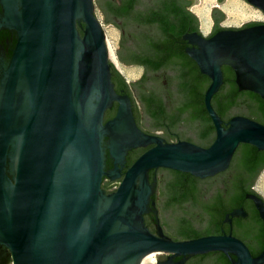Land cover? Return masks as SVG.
Here are the masks:
<instances>
[{"label":"water","instance_id":"1","mask_svg":"<svg viewBox=\"0 0 264 264\" xmlns=\"http://www.w3.org/2000/svg\"><path fill=\"white\" fill-rule=\"evenodd\" d=\"M245 1L264 13V0ZM95 3L102 22L120 30L117 57L129 58L146 27L119 9L121 0ZM249 22L259 24L222 29L205 38L199 22V33L184 35L194 45L186 53L211 80L206 91L202 84L197 93L204 95L215 130L208 135L206 121L199 120L195 134H186L209 144L202 147L189 141L168 143L136 125L129 96L118 93L111 79L93 0H0V30L15 38L9 59L0 61V264H138L154 250L175 251L167 254L168 264H182L172 261L175 256L207 252H221L231 264H264V248L252 256L231 234L174 240L159 223L152 233L144 222L153 191L150 170L167 168L203 179L225 171L240 144L233 166L247 144L264 150V124L255 120L262 114L251 96H240L226 127L211 104L222 84V65H227L228 76L233 69L239 89L264 100V21ZM135 82L130 87L137 97ZM178 90L175 81L169 91L176 95ZM114 102L115 115L104 121ZM176 121L183 126L188 118ZM142 123L156 129L147 117ZM148 145L153 146L122 175L128 151ZM107 157L112 169H106ZM246 197L264 222V198ZM238 215H245L243 209L226 218ZM194 224L203 228L200 218ZM172 228L179 233L180 225Z\"/></svg>","mask_w":264,"mask_h":264},{"label":"flooded vegetation","instance_id":"2","mask_svg":"<svg viewBox=\"0 0 264 264\" xmlns=\"http://www.w3.org/2000/svg\"><path fill=\"white\" fill-rule=\"evenodd\" d=\"M166 1L168 4H165ZM216 1L220 3L222 0ZM196 4L197 0H137V3L129 13L137 18V25L146 27V32L140 36L143 40L138 45L139 48L131 51L129 58L118 56V61L124 66L141 68L139 79L143 77V83L133 84L137 97L129 85L128 91L122 93L129 96L133 117L136 125L142 131L158 136L168 143L189 141L202 147H207L209 144H203L192 136L186 135L188 133L195 134L199 120L206 121L205 127L208 135L215 130V128H212L213 122L211 120L205 116L199 118L197 115L200 108L197 101L199 97L197 89L204 84L206 91L211 80L208 77L201 80L198 78V74L193 71L194 63L187 59L189 55L186 53V49L194 47V45L189 43L184 38V35L193 32L199 33V18L193 11V7L197 6ZM165 5H169L171 8H161ZM213 8L210 13V28L205 33V38L222 29L236 30L259 24V22H249L240 26L224 25L222 23L224 17L218 11V6L215 5ZM163 24L167 26L166 31L162 29ZM14 43V35L7 29H1L0 61H5L3 56L7 57L6 60L9 59ZM157 47H170L179 52L180 55L175 56L168 64L160 65L158 61L164 54L157 50ZM183 52L185 55H183ZM225 67L227 65H222L221 67L223 78L222 84L216 91L217 95L251 96L257 94L251 90L239 89L235 83L233 69L230 67L233 74L228 76L224 71ZM162 77L166 80V85H162L161 80L158 81ZM170 77H172V82L169 80ZM174 80L180 88L176 95L171 94L169 91L173 82L175 86ZM134 107L136 110H134ZM179 116L187 117L188 122L183 126L178 125L176 120ZM144 117H147L156 129L143 127L142 121ZM227 117L221 118L224 127H226V123L232 116ZM152 146L148 145L129 150L126 155L125 165L121 169V174L123 175L124 171L140 154ZM239 147L240 145L225 171L203 179L198 177L190 179L186 173L167 168L150 170L149 181L153 185V191L150 195L149 210L144 214V222L148 229L152 233H156V225L159 223L166 236L174 240H183L185 238H181L183 235L180 230H178L179 233H173L172 224L176 227L177 224L179 225L180 219L187 218L194 224V220L200 218L201 223H203V228L198 229L202 233L201 236L231 234L246 244L252 256L258 255L264 248V222L258 217L259 215H255V211H257L255 205L250 198L246 197V193L261 196L255 189V182L264 167L256 174L258 165L252 170L247 169L243 165L244 156L237 166H233L232 162ZM112 168L113 161L110 157H107L106 169ZM221 174L224 177L221 180H217L218 175L220 176ZM241 193L245 194V198L241 196ZM233 201H236L234 205ZM217 205L223 208L230 207L229 210L224 212L221 220H219L220 215L218 213H213V210L212 212L209 211ZM164 208L170 212V219L165 217ZM240 208L243 209L245 215L229 216L230 221H228L226 214ZM169 228H172V232H170ZM175 230L177 231L176 228ZM162 255L160 262L168 264L170 255ZM223 256L224 254L221 252H207L185 257L175 256L172 261L177 263L181 261L182 264H226Z\"/></svg>","mask_w":264,"mask_h":264},{"label":"trees","instance_id":"3","mask_svg":"<svg viewBox=\"0 0 264 264\" xmlns=\"http://www.w3.org/2000/svg\"><path fill=\"white\" fill-rule=\"evenodd\" d=\"M136 3H137V0H123L119 6V9L121 11L129 13L132 11V8ZM165 4H168V2L166 1ZM161 8L169 9L171 7L169 5H165V6H162ZM162 29L166 31L167 26L163 24ZM79 31L82 33V28H79ZM157 50L163 52L164 54V56L158 61L160 65H165L166 63L168 64L175 56L180 55L179 52H176L170 47L168 48L167 47H164V48L157 47ZM183 55H185L184 52H183ZM187 59L194 63L193 71H195L198 74V78L200 80L204 78L207 79L208 76L200 72L196 62L189 56ZM110 65H111L110 70L112 74L111 78L114 83L115 90L118 93L127 92L129 84L125 81V78L118 72L115 66L112 63H110ZM141 83H143V77L140 78L137 82H135L134 85L141 84ZM251 98L256 103V107L258 111L262 114V118L261 119H255L253 117H249V118L255 119L256 121L264 124V100L258 94L251 95ZM239 99H240V96H236V95L220 96L215 93L211 99V104L214 110L216 111V113L220 116V118L224 119L225 117L229 115L230 111L238 104ZM197 101L200 106L199 111L197 113L198 117L202 118V116H205L207 119L211 120L205 108V105H204V95L199 96ZM116 110H117V103L115 102L112 105V107L107 109V111L105 112L104 121L112 118L115 115ZM212 128L214 129V125ZM247 145H248V148L244 153L243 165L246 166V168L250 170H252L255 166L258 165V168L256 171V174H257L258 171H260V169L264 167V150H258L255 146L250 145V144H247ZM186 174L188 175V177H190V179H195V176H192L189 173H186ZM241 196L245 198L244 193H241ZM235 202L236 201H233V205ZM229 208H226V207L223 208L217 205L216 207L210 209L209 211L212 212L213 210V213H218L220 215L219 220H221L224 216V212L229 210ZM255 215L256 216L259 215L257 211H255ZM188 219L189 218L179 220L180 231L183 235L182 238L190 239V238L201 236L202 233H200L198 229L194 227V224H192L191 220H188ZM263 236H264V226H263ZM223 257H224L226 264H231L225 255Z\"/></svg>","mask_w":264,"mask_h":264},{"label":"bare ground","instance_id":"4","mask_svg":"<svg viewBox=\"0 0 264 264\" xmlns=\"http://www.w3.org/2000/svg\"><path fill=\"white\" fill-rule=\"evenodd\" d=\"M212 3H213L212 0H201L200 5L193 7V11L197 15V17L199 18L200 28L204 34L207 33L209 28H210V22H209V18H208V14H207V8ZM251 6H247L241 0H225L224 4L221 6V8L228 17V20L226 21V23L231 24V25H236L242 19H244L246 17L248 18V16L251 18L253 16L259 17L262 15L260 12V11H262L261 9L254 7V6H253L254 7L253 8ZM105 42H106V39H105ZM107 51H108V48H107ZM108 56H109V53H108ZM114 62L116 64V66L120 69L122 74H124V76L127 79L132 78V75L135 72V70L131 69L130 67H125V66L120 65L118 63V61L114 60ZM168 253H175V251H170V250L150 251L141 257L138 264H157L156 263L157 259L162 254H168Z\"/></svg>","mask_w":264,"mask_h":264},{"label":"rangeland","instance_id":"5","mask_svg":"<svg viewBox=\"0 0 264 264\" xmlns=\"http://www.w3.org/2000/svg\"><path fill=\"white\" fill-rule=\"evenodd\" d=\"M213 3L207 8V14H208V18L210 16V13H211V10H212V7L217 5L218 8L225 14V12L222 10L221 6L224 4L225 0L222 1L221 3H218L216 0H212ZM244 4H246L247 6H251L248 2H246L245 0H241ZM201 3V0H197V4L196 5H200ZM93 4H94V13L98 19V21L100 22L101 26H102V29L104 31V34H105V39H106V45H107V48H108V53H109V58H110V62L114 65L115 61H118V57H117V54H116V48H117V45L119 43V39H120V30L119 28H117L115 25H113L112 23H107V24H104L102 22V19H103V13L102 11L100 10V8L97 6V4L95 3V0H93ZM253 7V6H251ZM254 8V7H253ZM261 12V16L259 17H256V16H253V17H249L248 18H244L242 19L238 24L236 25H231V24H227L226 21L228 20V17L226 15V17L224 18L223 20V24L224 25H231V26H240L241 24L243 23H246V22H249V21H264V14L262 11ZM231 19V18H230ZM200 22V21H199ZM209 22H210V18H209ZM114 62V63H113ZM118 63L120 64V62L118 61ZM116 65V64H115ZM122 66H124L123 64H120ZM125 67H130L131 69L135 70V72L133 73L132 75V78L130 79H127L124 74H122V76H124V78L126 79V81L128 82L129 86H130V83L132 81H136L139 79V76L141 74V68L137 67V66H125ZM118 68V67H117ZM119 69V68H118ZM120 70V69H119ZM255 189L256 191L264 198V168L263 170L258 174L257 178H256V182H255Z\"/></svg>","mask_w":264,"mask_h":264}]
</instances>
